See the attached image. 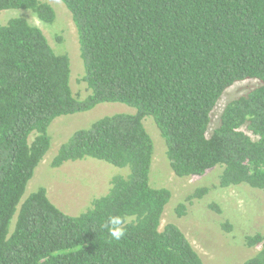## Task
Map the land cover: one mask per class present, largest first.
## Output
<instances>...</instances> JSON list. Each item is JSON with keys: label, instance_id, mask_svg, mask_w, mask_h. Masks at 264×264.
<instances>
[{"label": "trees", "instance_id": "16d2710c", "mask_svg": "<svg viewBox=\"0 0 264 264\" xmlns=\"http://www.w3.org/2000/svg\"><path fill=\"white\" fill-rule=\"evenodd\" d=\"M61 1L77 31L85 96L71 87L60 33L54 48L24 15L0 24V264H205L175 223L160 227L171 191L150 182L154 143L143 119L157 126L176 176L220 165V187L264 189V0ZM4 10L50 26L57 17L44 0H0ZM248 79L259 83L225 104L208 136L222 94ZM104 102L134 112L75 130L50 165L94 158L124 168L107 192L77 215L57 207L43 185L23 198L53 121ZM206 192L187 196L177 214ZM115 215L128 222L119 240L104 227ZM244 242L259 247L242 264H264V232Z\"/></svg>", "mask_w": 264, "mask_h": 264}, {"label": "rangeland", "instance_id": "374dc122", "mask_svg": "<svg viewBox=\"0 0 264 264\" xmlns=\"http://www.w3.org/2000/svg\"><path fill=\"white\" fill-rule=\"evenodd\" d=\"M44 1L50 3L56 11L53 26L42 24L30 13L19 10L0 11V24L12 16L24 15L44 31L54 48V35L60 33L63 38L61 47L66 50L71 62V87L74 93L85 96L87 90L80 80L83 71L79 42L71 14L61 0ZM258 83L254 79L243 80L225 90L210 114L208 136L217 126L225 104L245 94ZM116 112L134 110L123 103L104 102L88 111L55 119L48 130L51 136L50 147L29 180L23 198L43 185L49 199L57 207L69 215H77L89 208L94 198L105 194L112 176L122 173L121 169L124 168L94 158L68 161L59 167H52L50 162L59 146L75 130L88 127L98 118ZM143 123L154 143L150 182L153 186L166 187L171 191V199L165 207L160 227L168 222L175 223L205 264H242L259 247L246 246L244 237L260 230L264 232V189L243 184L220 187V165L207 170L202 176H176L169 166L165 144L157 126L151 117H145ZM32 138L31 135L30 140ZM202 187H206L207 192L186 202L184 213L178 215L175 211L178 204Z\"/></svg>", "mask_w": 264, "mask_h": 264}, {"label": "clouds", "instance_id": "9594fccd", "mask_svg": "<svg viewBox=\"0 0 264 264\" xmlns=\"http://www.w3.org/2000/svg\"><path fill=\"white\" fill-rule=\"evenodd\" d=\"M127 221L119 215L111 216L108 218L104 227L108 230L109 235L115 239H121L126 230Z\"/></svg>", "mask_w": 264, "mask_h": 264}]
</instances>
